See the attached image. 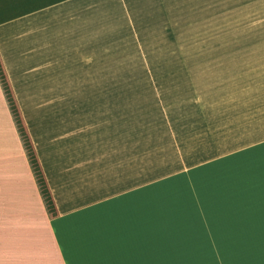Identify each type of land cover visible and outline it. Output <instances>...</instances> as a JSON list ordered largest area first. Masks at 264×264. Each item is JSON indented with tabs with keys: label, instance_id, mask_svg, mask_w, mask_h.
<instances>
[{
	"label": "crops",
	"instance_id": "0c3cea01",
	"mask_svg": "<svg viewBox=\"0 0 264 264\" xmlns=\"http://www.w3.org/2000/svg\"><path fill=\"white\" fill-rule=\"evenodd\" d=\"M200 2L0 0V61L56 208L0 84V264H264V136L188 164L171 126L179 166L136 182L135 148L105 116L122 91L103 51L111 12L222 8Z\"/></svg>",
	"mask_w": 264,
	"mask_h": 264
},
{
	"label": "rangeland",
	"instance_id": "374dc122",
	"mask_svg": "<svg viewBox=\"0 0 264 264\" xmlns=\"http://www.w3.org/2000/svg\"><path fill=\"white\" fill-rule=\"evenodd\" d=\"M220 5L110 14L103 51L111 72L120 75L111 83L122 91L105 94V116L115 112L126 147L135 148L136 182L179 166L171 126L188 164L264 136V0ZM252 111L255 119L247 124ZM161 127L165 138L157 135Z\"/></svg>",
	"mask_w": 264,
	"mask_h": 264
},
{
	"label": "trees",
	"instance_id": "16d2710c",
	"mask_svg": "<svg viewBox=\"0 0 264 264\" xmlns=\"http://www.w3.org/2000/svg\"><path fill=\"white\" fill-rule=\"evenodd\" d=\"M0 84L3 90V93L5 95L6 101L8 103L10 112L12 114L14 123L16 125L18 134L21 138L26 155L28 157V161L30 163L34 177L36 179V182H37L40 194L42 196V199L44 201L45 207L49 214L54 215L56 213V208H55L53 198L51 196L50 190L46 183L44 174L41 170L40 164L37 160L33 145L31 143V140L29 138L25 125L22 121L21 115L19 113L13 93L10 89L9 82L5 75L1 61H0Z\"/></svg>",
	"mask_w": 264,
	"mask_h": 264
}]
</instances>
